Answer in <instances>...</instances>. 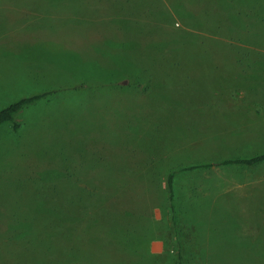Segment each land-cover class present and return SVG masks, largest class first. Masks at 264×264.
<instances>
[{
  "label": "rangeland",
  "instance_id": "374dc122",
  "mask_svg": "<svg viewBox=\"0 0 264 264\" xmlns=\"http://www.w3.org/2000/svg\"><path fill=\"white\" fill-rule=\"evenodd\" d=\"M135 6L131 0L120 5L118 0H61L56 6L28 8L29 21L17 20V14L10 10L0 19V106L33 93L54 91L20 115L24 126L19 132L0 128V196L9 207L19 206L24 211L36 204L39 207L40 194L35 191L41 188L50 189L57 197L49 181L40 184L29 178L33 170L27 161L36 158L37 151L32 146L34 138L44 143L43 153L67 156V164L72 159L84 166V160L98 157V150L104 148L101 145L118 143L121 136L117 129H106L107 120L117 123L116 128L124 126L127 133L123 138L133 146L152 134L182 141L172 152L168 150L178 163L246 158L264 152L261 70L243 85L261 88L262 104H255L251 90L241 88L226 89L230 92L227 100L216 98L210 92L208 72L195 70L200 59L194 55L189 56L192 70L180 75L183 85L177 88L153 87L146 95L98 88V60L106 50L100 46L69 49L70 39L80 28L89 30L96 40L98 32L102 36L109 28L112 34L106 38H123L115 22L123 9ZM170 10L173 20L180 21V9ZM185 18L175 26L193 31V19ZM30 39L34 44L22 42ZM157 62H165L164 53L160 52ZM148 64L154 65L151 60ZM199 72L202 80L196 79ZM150 74L162 75L151 69ZM190 80L197 85H187L185 81ZM24 138V144L31 142L30 147L21 143ZM125 146L119 145L118 153H128ZM96 164L90 165L92 173L83 171L89 173L90 181L98 182ZM129 190L132 201L147 205L158 221L148 223L136 214V219L145 223L148 236L130 241L120 238L118 243L109 244L96 231L65 225L69 234L54 232L51 240L30 247L32 252L12 246L6 249L8 258L18 264H44L45 259L53 261L51 264H176L178 246L169 223L171 206L165 176L144 174L131 182ZM175 190L185 264H264V162L253 166L216 164L179 172ZM65 218L72 219L60 216L52 221ZM52 232L44 230L43 236ZM61 242L66 252L60 258Z\"/></svg>",
  "mask_w": 264,
  "mask_h": 264
},
{
  "label": "trees",
  "instance_id": "16d2710c",
  "mask_svg": "<svg viewBox=\"0 0 264 264\" xmlns=\"http://www.w3.org/2000/svg\"><path fill=\"white\" fill-rule=\"evenodd\" d=\"M60 1L0 0V19L3 20L10 10L11 13L17 14V20L29 21L31 19L28 16V8L39 5L56 6ZM132 1L136 5L135 9H123L119 14L120 19L115 22L117 32L123 35V38H106L112 34L109 28L103 31L102 36L98 32L96 40L89 30L80 28L68 44L69 49L73 50L74 47L84 50L93 46L106 50L98 60V88L133 90L142 95H146L153 87L177 88L183 85L180 75L188 73L192 68L189 67V56L194 55L200 59L196 61L195 70L208 72L210 92L216 98L227 100L230 97V88H241L251 90L255 96V104H262L259 100L262 98L259 95L261 88L256 89L250 83L245 86L243 84L253 80L250 77L255 71L264 72V0ZM121 3L123 0H118V4ZM171 8L180 9V21L173 20ZM188 16L195 23L193 31L175 26L186 21L185 17ZM30 41L32 42L31 39L22 40L23 43L34 44ZM139 47H142L141 53ZM160 52L164 53L165 62L159 64L157 60ZM150 60L154 65L149 66ZM150 69L161 71L162 75L153 76ZM197 78L203 79L200 72L196 73ZM185 82L187 85H197L194 80ZM221 89H224L227 95H224ZM53 92L51 90L33 93L0 106V128L9 127L11 132H19L24 126L19 121L20 115ZM193 99L198 100L195 96ZM262 100L264 101V98ZM115 124L117 123L107 120L106 129H117L121 136L118 143L114 140L115 146L101 145L104 148L98 150L97 159L84 160V166L74 164L72 159L67 164V156L43 153L44 143H38L34 138L32 146L37 151L36 158L33 156L27 161L33 170L29 173V178L40 184L49 181L57 197H53L50 189L41 188L35 191L40 194V206L36 204L24 211L19 206L9 207L6 198L0 196V264H18L13 258H8L7 248L14 246L22 251L32 252L30 247L51 240L54 232L69 234L65 225L75 230L96 231L99 236H103L102 240L109 244L118 243L120 238L130 241L132 238L136 240L148 236L145 223L137 220L136 214L145 217L148 223L154 219V215L147 205L135 204L129 190L131 182L144 174L151 178L155 174H161L166 178L171 206L169 223L178 246L175 260L176 264H185L186 252L178 229L175 199L177 174L216 164L253 166L264 162L263 152L246 158L178 163L172 154H168V150L172 152V147L182 141L172 137L166 139L164 134H152L146 138L147 141L142 139L137 146H133L123 138L127 133L126 128L122 125L121 129L116 128ZM130 128L131 125L128 124L127 129ZM25 142L26 139H22L21 143ZM30 144L31 142L24 145L30 147ZM119 145H126L128 153H118ZM96 163L98 166H94V169L98 172V182L90 181L91 176H88L92 173L90 165ZM83 168L89 173H85ZM49 176L50 179L47 178ZM60 216H70L72 219L52 221L54 217ZM154 220L156 224L158 221ZM44 230L53 232L44 237ZM128 234L133 236L128 237ZM63 244L64 242L59 244L62 250L60 258L66 252ZM52 262L44 260V264Z\"/></svg>",
  "mask_w": 264,
  "mask_h": 264
}]
</instances>
